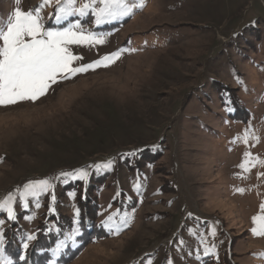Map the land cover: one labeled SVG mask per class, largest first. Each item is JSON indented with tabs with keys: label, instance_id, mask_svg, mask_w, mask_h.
<instances>
[{
	"label": "rangeland",
	"instance_id": "rangeland-1",
	"mask_svg": "<svg viewBox=\"0 0 264 264\" xmlns=\"http://www.w3.org/2000/svg\"><path fill=\"white\" fill-rule=\"evenodd\" d=\"M62 3L0 0V27L41 7L91 34L73 67L119 56L0 106V264H264V0H142L99 24L100 0L57 22Z\"/></svg>",
	"mask_w": 264,
	"mask_h": 264
},
{
	"label": "snow or ice",
	"instance_id": "snow-or-ice-1",
	"mask_svg": "<svg viewBox=\"0 0 264 264\" xmlns=\"http://www.w3.org/2000/svg\"><path fill=\"white\" fill-rule=\"evenodd\" d=\"M104 5L98 11L93 9L96 15V23L104 19H120L130 17L134 9L143 7L142 0H100ZM19 4L20 0H16ZM49 3V0H44ZM76 0H63L58 8L55 18L57 22L67 19L76 14L84 16L90 4L85 3L80 8L75 7ZM41 7L24 11L16 7L8 16L3 27H0V106L13 105L21 101H35L46 95L51 85L56 84L58 79H68L72 75L85 72L89 68L99 66L101 63L111 62L118 58L119 52L105 56L100 61H95L81 67H73V61L79 59L69 50L71 44H82L91 42V34L72 30L73 26L63 30L46 29L40 16ZM74 27H79L75 25ZM103 41L97 40L96 43ZM248 155L247 153L245 154ZM99 169L101 165H96ZM103 167H109L108 164ZM241 167H244L242 164ZM247 170V169H246ZM63 176H70L71 173H62ZM88 173L80 170L75 178L86 179ZM264 175V174H262ZM51 185L47 180L36 181L25 185V192L22 198L27 195L37 196L46 192ZM243 191V189H239ZM14 197L10 194L4 201L0 202V210L6 209L10 219L14 218L12 201ZM26 206V205H25ZM39 206V205H37ZM264 211V204L261 205ZM256 225L252 232L255 235H264V215L253 217ZM29 240L34 237L29 236ZM2 244V239H0ZM27 243L24 248H27ZM24 259L23 256L20 257ZM6 264H12L10 260Z\"/></svg>",
	"mask_w": 264,
	"mask_h": 264
},
{
	"label": "trees",
	"instance_id": "trees-1",
	"mask_svg": "<svg viewBox=\"0 0 264 264\" xmlns=\"http://www.w3.org/2000/svg\"><path fill=\"white\" fill-rule=\"evenodd\" d=\"M106 176H107V173L106 174H103V175H101V176H99V177H97L96 179H97V181H100V180H102V179H104V178H106ZM108 177V176H107ZM81 182H80V180H77V183L76 184H74V185H71L70 187H74V186H77V185H79ZM94 183V181H92V183H91V185ZM94 185H96V183H94ZM90 186V185H89ZM97 186V185H96ZM82 191V193H81V197H83V196H85V191H84V189H82L81 190ZM117 205L119 206V209H121V204H119L118 202H117ZM84 217H89V214L88 215H85ZM83 218V217H82ZM85 220V219H84ZM95 221H97V219L95 220ZM61 222V221H60ZM59 222V223H60ZM93 224V223H92ZM91 224V227L94 229L95 227H93V225ZM95 225H96V223H95Z\"/></svg>",
	"mask_w": 264,
	"mask_h": 264
}]
</instances>
